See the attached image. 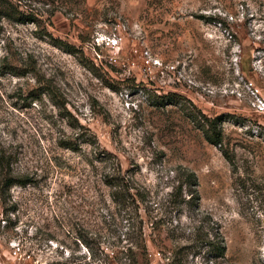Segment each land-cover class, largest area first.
Returning <instances> with one entry per match:
<instances>
[{
  "label": "rangeland",
  "instance_id": "1",
  "mask_svg": "<svg viewBox=\"0 0 264 264\" xmlns=\"http://www.w3.org/2000/svg\"><path fill=\"white\" fill-rule=\"evenodd\" d=\"M260 100L264 0H0V264H264Z\"/></svg>",
  "mask_w": 264,
  "mask_h": 264
},
{
  "label": "trees",
  "instance_id": "2",
  "mask_svg": "<svg viewBox=\"0 0 264 264\" xmlns=\"http://www.w3.org/2000/svg\"><path fill=\"white\" fill-rule=\"evenodd\" d=\"M23 14H25V13H23ZM52 39H53L54 42L65 44L69 48L72 47L71 44L64 43V41L59 39V38H56V37L52 36ZM207 121H208V125H209V127L207 128V133H209V132L212 133V136H209V140L212 143L221 144L222 141H223V132H222V129L220 127V119L219 118H216V119L207 118ZM1 164L3 165V169H4V166H6L4 164V160L1 161ZM116 179H117V181H112V182L109 183V185L113 189V191H112L113 192V197H114V199L116 201L127 202L128 199H129L128 198L129 196H126V195L124 196L125 192L123 193V191H121L123 189V185L124 184L120 181L119 178H116ZM27 183H29V182L23 181V180H16L15 178H13V180H11L7 184V186L8 187H12L13 185H16V184L26 185ZM194 185L196 186V184H194ZM132 187L133 186L126 185V191L129 193L128 195H130V197L132 195H131V193L129 191H130V189ZM195 194H196V196H195ZM134 195L136 196L137 194H134ZM189 195H191V196H190V198L188 200H186V202L187 203L192 202V203H194V205H198L200 197L198 196L197 188H193V190H190ZM133 196H132V201L135 202L136 198L133 199ZM143 226H144L143 220H141L140 221V226H139V234H140V237H142V239H143V233H144ZM200 227H203V226H200ZM195 239L200 241V242H202V243H204V244H206L207 246H210L219 256L224 255L225 252H226V248L227 247H226L225 238H224V236L221 233L219 228H218V230L216 229V232L214 233V237L213 238L209 237V233L208 234H203L202 233V234H199L198 236H196Z\"/></svg>",
  "mask_w": 264,
  "mask_h": 264
},
{
  "label": "built area",
  "instance_id": "3",
  "mask_svg": "<svg viewBox=\"0 0 264 264\" xmlns=\"http://www.w3.org/2000/svg\"><path fill=\"white\" fill-rule=\"evenodd\" d=\"M118 28V27H117ZM123 36L119 33H112L108 36H106V38H96V45H106L108 48H112V49H119L121 42H122ZM260 106L261 110H264V100H260Z\"/></svg>",
  "mask_w": 264,
  "mask_h": 264
}]
</instances>
